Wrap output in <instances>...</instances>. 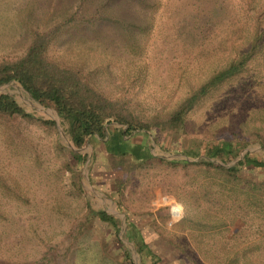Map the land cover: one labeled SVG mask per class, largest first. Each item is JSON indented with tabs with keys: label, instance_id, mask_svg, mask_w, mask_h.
<instances>
[{
	"label": "rangeland",
	"instance_id": "374dc122",
	"mask_svg": "<svg viewBox=\"0 0 264 264\" xmlns=\"http://www.w3.org/2000/svg\"><path fill=\"white\" fill-rule=\"evenodd\" d=\"M75 12L99 14L62 30L48 56L152 125L252 54L183 129L136 130L131 145L153 154L144 162L97 135L70 147L52 107L19 82L0 85L36 117L0 113V264H264V168L230 176L196 163L224 137L250 140L227 165L246 149L264 161V0H0V63Z\"/></svg>",
	"mask_w": 264,
	"mask_h": 264
},
{
	"label": "trees",
	"instance_id": "16d2710c",
	"mask_svg": "<svg viewBox=\"0 0 264 264\" xmlns=\"http://www.w3.org/2000/svg\"><path fill=\"white\" fill-rule=\"evenodd\" d=\"M73 13L70 17L55 24L49 31L35 35L33 42L25 54L15 59L4 60L0 63V85L19 82L30 96L46 107H52L60 118L61 125L74 146L81 148L94 135L104 140L106 150L112 155L121 157L131 156L143 162L153 154L142 147L127 148L126 138L140 129H150L152 126H165L170 129H183L186 114L219 83L243 71L251 56L248 52L229 66L217 71L198 89L187 96L171 114L157 123L144 122L125 113V104L121 100L111 99L101 93L91 83L86 81L78 69L61 64L48 56L47 50L58 34L74 24L93 22L99 13L87 14L78 19ZM0 113L18 115L27 119H35L12 95H0ZM54 124V120H44ZM112 124L126 126L118 129L112 135ZM116 128V127H114ZM117 129V128H116ZM250 140L238 137L217 139L207 148L206 157H200L197 164L222 169L230 176H236L242 167H263L264 161L252 158L250 153L244 154L237 163L227 165L236 158L238 150L248 146ZM264 145V139L259 141ZM70 156L78 162L86 159V154L70 148ZM214 159L219 160L216 162ZM100 218L109 220L105 212H99Z\"/></svg>",
	"mask_w": 264,
	"mask_h": 264
},
{
	"label": "crops",
	"instance_id": "0c3cea01",
	"mask_svg": "<svg viewBox=\"0 0 264 264\" xmlns=\"http://www.w3.org/2000/svg\"><path fill=\"white\" fill-rule=\"evenodd\" d=\"M118 129H116V128H112L111 129V131H113V132H111L112 133V135H114L115 134V132L117 131ZM134 134V133H133ZM133 134H132V136H130V139H129V137L128 138H126V142H127V148L128 149H134L135 147H142L143 148V146L141 145V144H139L140 142L139 141H137L135 144H132L131 145V143H130V140L133 138ZM143 150H144V148H143Z\"/></svg>",
	"mask_w": 264,
	"mask_h": 264
},
{
	"label": "water",
	"instance_id": "95a60500",
	"mask_svg": "<svg viewBox=\"0 0 264 264\" xmlns=\"http://www.w3.org/2000/svg\"><path fill=\"white\" fill-rule=\"evenodd\" d=\"M63 132H64V134H65L66 141H67L68 145H69L70 147H72V146H71L70 139H69V137L67 136V133H66L65 131H63ZM73 149H75V148H73ZM75 150H79V149H75ZM246 152H247V149L244 151V153H246Z\"/></svg>",
	"mask_w": 264,
	"mask_h": 264
},
{
	"label": "built area",
	"instance_id": "2783aa9c",
	"mask_svg": "<svg viewBox=\"0 0 264 264\" xmlns=\"http://www.w3.org/2000/svg\"><path fill=\"white\" fill-rule=\"evenodd\" d=\"M171 213H172V215H173L174 218H179L180 217V216L179 217H175V214L173 212H171ZM178 214L179 215H182V210L181 209H180V212Z\"/></svg>",
	"mask_w": 264,
	"mask_h": 264
}]
</instances>
